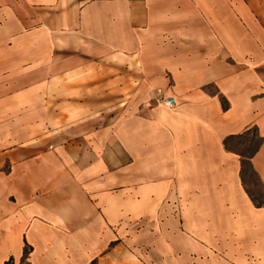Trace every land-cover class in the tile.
I'll return each mask as SVG.
<instances>
[{
  "label": "crops",
  "instance_id": "crops-1",
  "mask_svg": "<svg viewBox=\"0 0 264 264\" xmlns=\"http://www.w3.org/2000/svg\"><path fill=\"white\" fill-rule=\"evenodd\" d=\"M88 69L91 141L50 149ZM252 127L264 184V0H0V264H264Z\"/></svg>",
  "mask_w": 264,
  "mask_h": 264
},
{
  "label": "rangeland",
  "instance_id": "rangeland-1",
  "mask_svg": "<svg viewBox=\"0 0 264 264\" xmlns=\"http://www.w3.org/2000/svg\"><path fill=\"white\" fill-rule=\"evenodd\" d=\"M80 80L81 85L78 88L79 97H77L78 95H74V97H72L73 89L71 87L65 88L64 118H61L55 113L49 114L48 144L50 149L58 146V144L72 141L82 142L84 145H87L89 141H91V118H88V115H91V103L87 101L88 95H90L91 91V84H88V80L91 81V69L81 70ZM133 84V78L129 75L126 94H132ZM112 89L114 91V87ZM67 99L69 101L72 99L77 101V99H79L80 103L77 104L76 102L74 107H72L71 103L66 102ZM48 105L50 108L52 107L55 109V103L49 102ZM112 105L114 107L115 104L113 103ZM256 143L257 139L255 138V132L253 130L229 140V145L237 149L236 153L238 155H243L242 159L244 160V166L242 169V176L244 188L252 195L256 202L264 204V184L258 180L256 175H254L251 168L247 164V159L245 158L252 152V149L256 146ZM187 201H189V199L181 200L180 203L183 204ZM192 201L196 202L194 204L196 205V208L207 206V200L193 198ZM175 203L177 204L178 202Z\"/></svg>",
  "mask_w": 264,
  "mask_h": 264
},
{
  "label": "trees",
  "instance_id": "trees-1",
  "mask_svg": "<svg viewBox=\"0 0 264 264\" xmlns=\"http://www.w3.org/2000/svg\"><path fill=\"white\" fill-rule=\"evenodd\" d=\"M250 130H253V131L255 132V138L257 139V143H256V146L252 149V152H251L248 156H246L245 158L247 159L246 161H247L248 166L251 168L252 172L254 173V175L257 176V178H258V180H259V177H258L256 171L253 169V167H252V165H251V162H250V158H251V157L254 155V153L258 150L259 145H260V143H261V139H262V138L258 135L256 128H255V127L248 128V129H246L243 133L229 135V136H227V137L223 140V143H224L225 148L230 149V150H233V151L236 152L237 149H235V148H233V147H231V146L229 145V140L232 139V138H235V137H239V136H241V135H243V134H246V133H248ZM239 156H240V161H241L240 178H241V182H242V185H243V188H244V181H243V176H242V169H243V166H244V160L242 159V157H243L242 154H239ZM259 181H260V180H259ZM260 182H261V181H260ZM244 189H245V188H244ZM245 191L247 192V194L249 195L250 199L252 200V202H253L256 206H264V204H260V203L256 202V201L254 200V198L252 197V195H251L246 189H245ZM5 264H12V263H11L10 261H8V262H6Z\"/></svg>",
  "mask_w": 264,
  "mask_h": 264
},
{
  "label": "built area",
  "instance_id": "built-area-1",
  "mask_svg": "<svg viewBox=\"0 0 264 264\" xmlns=\"http://www.w3.org/2000/svg\"><path fill=\"white\" fill-rule=\"evenodd\" d=\"M161 101L168 106H174L176 104L174 96H167L166 98L161 99Z\"/></svg>",
  "mask_w": 264,
  "mask_h": 264
}]
</instances>
